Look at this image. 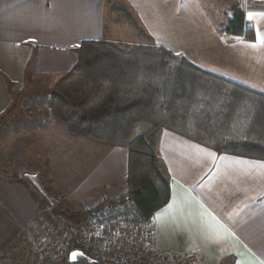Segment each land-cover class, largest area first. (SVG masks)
<instances>
[{"label": "crops", "instance_id": "1", "mask_svg": "<svg viewBox=\"0 0 264 264\" xmlns=\"http://www.w3.org/2000/svg\"><path fill=\"white\" fill-rule=\"evenodd\" d=\"M111 1L0 0V117L15 98L31 90H51L76 66L84 42L110 36ZM119 2L157 47L264 95V43L226 31L234 11L243 10L255 38L264 39V0ZM73 145L87 147L88 159L71 162V167L89 170L54 182L63 183L64 193L69 192V209L85 212L124 200L128 150L85 138ZM157 153L170 176L171 198L152 220L156 245L193 256L197 264H264V162L219 155L169 131L160 133ZM31 175L40 184L39 173ZM48 204L24 176L0 175V245H12L43 222Z\"/></svg>", "mask_w": 264, "mask_h": 264}, {"label": "trees", "instance_id": "2", "mask_svg": "<svg viewBox=\"0 0 264 264\" xmlns=\"http://www.w3.org/2000/svg\"><path fill=\"white\" fill-rule=\"evenodd\" d=\"M111 7L112 13L124 14V20L114 22L127 24L147 44L84 42L73 70L36 96L47 103L56 129L71 142L85 138L127 149L126 197L150 221L171 198L170 176L157 153L162 131L219 155L264 162V95L157 47L126 6ZM226 31L246 41L256 39L243 10L234 11ZM8 88L14 85L9 82ZM9 111L0 117V125ZM139 121L149 126L132 139ZM89 213L57 208L46 217L79 226Z\"/></svg>", "mask_w": 264, "mask_h": 264}, {"label": "rangeland", "instance_id": "3", "mask_svg": "<svg viewBox=\"0 0 264 264\" xmlns=\"http://www.w3.org/2000/svg\"><path fill=\"white\" fill-rule=\"evenodd\" d=\"M113 5L124 6L119 0L111 1L107 27L110 36L104 34L102 39L104 41L112 39L125 46L147 44L144 39H138L135 30L127 24L120 25L114 22L116 19H123L124 14L112 13L111 6ZM44 91L33 92L31 90L24 94L22 99L15 98L10 111L3 118L4 123L1 124L2 126L0 125V174L7 173L10 176H20L22 178L24 174L39 173V185L49 200L48 210L42 217L44 218L43 222L36 223L29 232L24 231L18 237V240L12 243L14 247L21 243L23 238H29L37 231L53 225L67 223L59 217L54 216L51 220L46 217L57 208L72 211L65 201L70 197L68 196L69 192L64 193L63 183H60V186L59 184L54 186V182L56 183L61 177L66 178V181L68 178H77L78 175L85 174L89 170L88 166L84 167L83 165L81 167H76L77 165L71 167V162L76 164L88 159V157H84L87 147L74 146L73 144H76V142H71L62 130L56 129L54 118L50 114L46 102L38 98L35 99L34 103L27 101L29 97L36 98L40 92V94L48 92ZM25 100L26 102H24ZM147 126L149 125L146 122H136L131 131L132 139L143 135L147 130ZM69 143L71 146L68 145ZM56 176L59 178H56ZM48 193L50 196H48ZM39 195L41 196L40 193ZM86 212L91 211H81V213Z\"/></svg>", "mask_w": 264, "mask_h": 264}, {"label": "built area", "instance_id": "4", "mask_svg": "<svg viewBox=\"0 0 264 264\" xmlns=\"http://www.w3.org/2000/svg\"><path fill=\"white\" fill-rule=\"evenodd\" d=\"M15 246L0 245V264H83L68 262L75 251L95 264H197L193 256L160 249L152 220L125 200L94 208L79 226L53 225Z\"/></svg>", "mask_w": 264, "mask_h": 264}, {"label": "water", "instance_id": "5", "mask_svg": "<svg viewBox=\"0 0 264 264\" xmlns=\"http://www.w3.org/2000/svg\"><path fill=\"white\" fill-rule=\"evenodd\" d=\"M24 178L26 180H28L30 183H32L41 193H43V195L46 196V194L42 191V188H41V186L38 183L37 176H35V175H26L25 174ZM124 200L125 201H130V197L127 196V197L124 198ZM73 254H75V256ZM68 262L69 263L78 262V263H83V264H95L96 263L94 260L89 258L82 251H75V252L71 253L70 256H69Z\"/></svg>", "mask_w": 264, "mask_h": 264}, {"label": "snow or ice", "instance_id": "6", "mask_svg": "<svg viewBox=\"0 0 264 264\" xmlns=\"http://www.w3.org/2000/svg\"><path fill=\"white\" fill-rule=\"evenodd\" d=\"M251 18H252V15H251V13L249 14V20H251ZM256 40L258 41V42H260V43H264V39H262L259 35L256 37ZM253 46H255V45H253ZM74 256H75V254H73Z\"/></svg>", "mask_w": 264, "mask_h": 264}]
</instances>
